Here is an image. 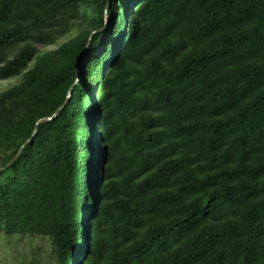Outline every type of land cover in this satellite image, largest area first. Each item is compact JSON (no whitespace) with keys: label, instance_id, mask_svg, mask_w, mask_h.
Listing matches in <instances>:
<instances>
[{"label":"trees","instance_id":"1","mask_svg":"<svg viewBox=\"0 0 264 264\" xmlns=\"http://www.w3.org/2000/svg\"><path fill=\"white\" fill-rule=\"evenodd\" d=\"M12 78L0 233L55 264H264V0H0Z\"/></svg>","mask_w":264,"mask_h":264},{"label":"rangeland","instance_id":"2","mask_svg":"<svg viewBox=\"0 0 264 264\" xmlns=\"http://www.w3.org/2000/svg\"><path fill=\"white\" fill-rule=\"evenodd\" d=\"M55 46L50 47L54 49ZM17 78L0 83V92L10 87ZM48 240L31 236H6L0 233V264H55Z\"/></svg>","mask_w":264,"mask_h":264},{"label":"water","instance_id":"3","mask_svg":"<svg viewBox=\"0 0 264 264\" xmlns=\"http://www.w3.org/2000/svg\"><path fill=\"white\" fill-rule=\"evenodd\" d=\"M104 30V29H103ZM49 120H51V119H49ZM21 151H22V149L20 150V152H19V154L21 153ZM16 159V158H15ZM13 163V161L8 165V166H10L11 164ZM7 166V167H8ZM3 170V169H2ZM2 170H0V172L2 171Z\"/></svg>","mask_w":264,"mask_h":264}]
</instances>
